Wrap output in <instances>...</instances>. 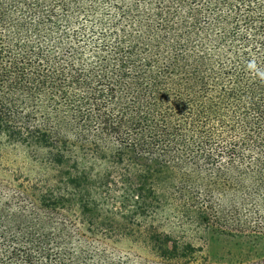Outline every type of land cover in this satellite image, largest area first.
Masks as SVG:
<instances>
[{
    "label": "trees",
    "instance_id": "obj_1",
    "mask_svg": "<svg viewBox=\"0 0 264 264\" xmlns=\"http://www.w3.org/2000/svg\"><path fill=\"white\" fill-rule=\"evenodd\" d=\"M0 136L57 174L0 183V264H180L168 208L264 264V0H0Z\"/></svg>",
    "mask_w": 264,
    "mask_h": 264
},
{
    "label": "rangeland",
    "instance_id": "obj_2",
    "mask_svg": "<svg viewBox=\"0 0 264 264\" xmlns=\"http://www.w3.org/2000/svg\"><path fill=\"white\" fill-rule=\"evenodd\" d=\"M43 150L32 152L7 143L0 136V183L10 191L21 186L41 187L56 174L54 167H48L36 160ZM63 173V171H62ZM48 183V182H47ZM20 185L19 187H17ZM171 208L159 214L157 229L169 234L178 242H188L192 249L183 253L185 259L180 264H260L255 249L243 247L242 242L223 236L211 235L186 222L174 220ZM121 236H94L96 248L114 259V264H162L153 247L144 238L135 234ZM166 264V263H163Z\"/></svg>",
    "mask_w": 264,
    "mask_h": 264
}]
</instances>
